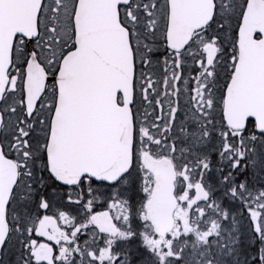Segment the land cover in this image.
Segmentation results:
<instances>
[{
    "label": "snow or ice",
    "instance_id": "6c2138e0",
    "mask_svg": "<svg viewBox=\"0 0 264 264\" xmlns=\"http://www.w3.org/2000/svg\"><path fill=\"white\" fill-rule=\"evenodd\" d=\"M0 264H264V0H0Z\"/></svg>",
    "mask_w": 264,
    "mask_h": 264
}]
</instances>
